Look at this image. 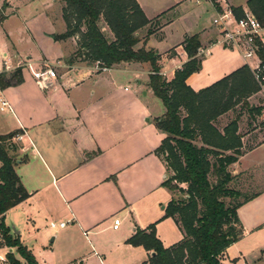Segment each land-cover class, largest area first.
Segmentation results:
<instances>
[{
	"label": "crops",
	"instance_id": "0c3cea01",
	"mask_svg": "<svg viewBox=\"0 0 264 264\" xmlns=\"http://www.w3.org/2000/svg\"><path fill=\"white\" fill-rule=\"evenodd\" d=\"M5 1L11 11L0 20V73L8 75L25 61L35 70L47 62L55 71V78L43 87L28 70L21 69L19 85L0 89L10 107L0 111V136L24 134L17 144L14 170L29 194L4 214L5 225L37 264H149L152 252L126 243L137 230L147 231L154 225L155 236L164 248L183 239L175 221L163 219L165 207L174 197L162 187L168 173L155 153L164 138L155 120L165 109L153 113L145 100L150 90L149 64L122 63L96 71L91 65L76 63L69 44L53 39L65 32L63 0ZM135 1L148 21L160 22L158 41L164 39L165 29L185 16L197 25L207 14L212 23L216 13L209 0ZM246 2L229 3L245 12L249 11ZM10 20L15 21L12 30L5 26ZM211 23L203 24L197 33L185 31L188 33L168 49L173 52L168 56L170 69H164L160 58L165 77L173 78L188 61L183 40L197 35L206 43L214 33ZM154 35L146 40L147 46ZM245 65L250 69L252 62L246 64L236 52L211 46L200 70L188 77L186 84L199 91ZM143 75L147 76L145 84ZM131 81L138 89L131 88ZM256 97L258 94L248 99L249 105L262 108L252 102ZM263 114L264 108L259 116ZM243 150L237 162L229 166L232 176L258 166L264 168V139ZM259 150L263 154L252 162ZM235 169H239L237 174ZM261 196L264 190L242 206ZM114 220H119L115 230ZM62 222L67 223L63 228L50 227ZM234 246L226 249L223 264H242L243 256L229 255ZM8 254L25 264L16 250L0 239V264H9Z\"/></svg>",
	"mask_w": 264,
	"mask_h": 264
},
{
	"label": "trees",
	"instance_id": "16d2710c",
	"mask_svg": "<svg viewBox=\"0 0 264 264\" xmlns=\"http://www.w3.org/2000/svg\"><path fill=\"white\" fill-rule=\"evenodd\" d=\"M63 2L66 32L53 39L61 41L78 35V54L85 55L91 63L97 62L100 69L122 63L149 64L148 87L165 109L155 120L156 129L164 135L155 153L168 173L162 187L183 194L167 204L163 219L172 218L183 233V239L164 248L151 225L147 231L137 230L126 243L152 252L149 264H223L226 249L242 236L237 210L253 197H244L238 202L241 194L229 187L235 177L228 168L242 154V138L237 134L242 112L221 131L214 125L218 118L239 105L249 117L261 114L262 108L248 103V99L260 91L253 73L245 65L209 87L193 91L186 80L200 70L201 60L195 57L199 48L198 36L192 35L182 42L188 61L174 72L170 81H166L160 73V55L152 49H134L139 43V30L153 23L156 29L160 27L158 20L146 19L135 0ZM211 2L219 11L216 0ZM246 5L264 26V0H247ZM231 10L236 18L243 14L240 8L231 7ZM101 18L113 35L112 41L99 29ZM82 27L84 31H81ZM154 33L155 30L149 29L146 35L149 37ZM258 55L264 63V49L261 48ZM21 82L20 69L8 75L0 73V89ZM261 85L264 86V82ZM18 133L0 136V239L6 247L14 248L25 264H37L4 223V214L29 197L14 170L16 156L10 154L16 153L17 147L11 140ZM182 185L184 190L178 188ZM227 199L232 203L226 204ZM7 261L19 264L9 254Z\"/></svg>",
	"mask_w": 264,
	"mask_h": 264
},
{
	"label": "rangeland",
	"instance_id": "374dc122",
	"mask_svg": "<svg viewBox=\"0 0 264 264\" xmlns=\"http://www.w3.org/2000/svg\"><path fill=\"white\" fill-rule=\"evenodd\" d=\"M216 1L219 4L223 5V3H221L222 2L221 0H216ZM224 1L229 5V7H232L230 3L235 5L244 4V0H224ZM7 7H8V3H6L5 0H0V19L4 15L10 13L11 10H8ZM209 18L210 16L207 14L203 16V19H201V21H199L197 25H195V23L192 22L191 17L185 16L184 19L180 20L177 24H174L170 28L164 30V39L162 41H158L162 35V33L160 32V28L158 27L156 29L155 23H153L149 27H145L142 30L138 31L137 37L139 39V43L135 46L134 49L137 50L140 48H144L148 50L149 47L154 48L157 51V53H159L160 55L161 65L164 66L165 70H168L172 66L171 60L168 58V56H171L173 54L172 50L168 52V49L171 48L172 45H176L179 42V39H181V35L183 33H188V32L192 34L197 33L200 30L201 26L203 27V24H210L211 22ZM14 24L15 21L10 20L8 23L5 24V26L7 27V29L12 30ZM98 25H99V29L104 34V36L108 40L112 41L113 35L109 31L108 27L106 26L102 18L100 19ZM213 28H214V33L209 37L206 43L204 44L201 43L198 37L199 48L197 49L195 54V57L198 60L199 59L202 60V58L208 53L209 48L213 44H215V42L219 39L220 36L219 28L215 26H213ZM149 29L155 30L154 37L157 40L155 39L150 40L147 46L146 40L150 36L147 37L146 34ZM81 31H84V27L81 28ZM65 32H66V26H65ZM0 34H1V29H0ZM79 39L80 38L78 35L70 36L63 39V41L67 42L69 46L73 49V54H71L73 57L71 58L75 60L76 63L81 62L84 63L85 65L93 66L96 71H106L107 69L101 70L103 68L100 69V65L97 62L91 63L85 57V55L78 54ZM218 48L223 49L220 46H218ZM68 58L70 59V56L67 57V59ZM147 68L148 65L146 64L144 69L147 70ZM15 70L16 69H14L13 72ZM22 70L24 71L25 69ZM161 75L166 81H170L172 79V78L168 79L162 73ZM143 76L144 79L142 78V82L145 84L146 82L145 78H147V76L145 75ZM130 86L131 88L138 89V86L134 81L130 82ZM150 90L148 91L145 100L152 105L153 113H163L164 109L161 102L156 97H154L153 93ZM145 92L147 91L145 90ZM260 92H262V94ZM256 94H258V97H256V99L253 100L252 102L257 105L261 104L262 108H264V86L260 85V91L257 92ZM241 112H242L241 115L242 118L239 120L238 123L237 134L241 136L242 148H244L245 150L259 144V142L264 139V116L249 117L248 114L245 113L246 112L245 109L241 108L239 105L238 107H236L234 111H231V113L228 112L230 114L226 115L223 119L217 121L214 126L221 131L228 123H230L232 120L236 118V115L238 113L241 114ZM11 142L16 147L18 146L17 144L19 141H11ZM10 154L15 155V153H10ZM262 154L263 151L259 150L256 154L252 156L251 158V160H253L252 162L259 159ZM260 161L261 159L259 160V162ZM238 170L239 169H235L234 172L236 171L238 172ZM228 171L232 172V170L229 168ZM237 172L235 174H237ZM234 177L235 178L230 183L229 187L238 191L241 194V198L237 200L238 202L242 201L244 197H254V194L264 190V168L262 167L258 166L249 169L247 171H241L240 173H238V175H235ZM213 180L214 178L211 177V181ZM178 188L180 190H184L185 186L182 185L179 186ZM181 194L183 193L179 191H174L173 197L177 198L181 196ZM225 202L226 204L232 203L230 199L225 200ZM237 216L240 220L242 236L239 239V241L235 243L236 246H234L231 249L229 255H232V257L239 255L243 256L244 258L242 260V264H264V196L259 197V199H257L256 201L246 204L245 206H241L237 210ZM230 263L231 262L227 264Z\"/></svg>",
	"mask_w": 264,
	"mask_h": 264
},
{
	"label": "built area",
	"instance_id": "2783aa9c",
	"mask_svg": "<svg viewBox=\"0 0 264 264\" xmlns=\"http://www.w3.org/2000/svg\"><path fill=\"white\" fill-rule=\"evenodd\" d=\"M211 2V0H209ZM223 5L216 3L219 6V11L216 10L215 16L212 19V25L219 28V39L212 46H220L222 48L236 52L243 61L250 65V70L257 83L261 85L264 82V63H262L258 53L260 49H264V26L249 12H243L242 16L236 18L231 7L221 0ZM212 4V2H211ZM213 5V4H212ZM16 69H26L31 77L41 86L49 85V80L55 78V71L47 62H42L40 68L35 70L31 63L25 61L18 65ZM101 70H106L105 68ZM10 110L7 101L2 97L0 90V111ZM24 134H16L11 141H21ZM67 223H59L58 225L51 223V228H63ZM119 220H114L113 229H117Z\"/></svg>",
	"mask_w": 264,
	"mask_h": 264
},
{
	"label": "water",
	"instance_id": "95a60500",
	"mask_svg": "<svg viewBox=\"0 0 264 264\" xmlns=\"http://www.w3.org/2000/svg\"><path fill=\"white\" fill-rule=\"evenodd\" d=\"M153 255V254H152Z\"/></svg>",
	"mask_w": 264,
	"mask_h": 264
}]
</instances>
